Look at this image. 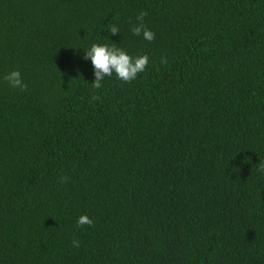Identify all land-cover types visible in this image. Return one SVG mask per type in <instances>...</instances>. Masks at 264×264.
Here are the masks:
<instances>
[{
  "label": "trees",
  "instance_id": "trees-1",
  "mask_svg": "<svg viewBox=\"0 0 264 264\" xmlns=\"http://www.w3.org/2000/svg\"><path fill=\"white\" fill-rule=\"evenodd\" d=\"M262 164L264 0H0V264H264Z\"/></svg>",
  "mask_w": 264,
  "mask_h": 264
},
{
  "label": "clouds",
  "instance_id": "clouds-1",
  "mask_svg": "<svg viewBox=\"0 0 264 264\" xmlns=\"http://www.w3.org/2000/svg\"><path fill=\"white\" fill-rule=\"evenodd\" d=\"M146 12H141L137 16L138 23L132 27L131 31L134 36H142L146 41H153L155 33L144 26V17ZM111 35H118L119 28L117 26H110L108 29ZM83 59L90 60L93 67L94 80L91 83L92 88L101 89L102 82L106 77H112L114 74L116 78L125 83H129L136 79L137 75L145 71L149 57L147 55L130 56L124 50L117 47H109L107 45L92 44L91 47L84 51ZM162 63L166 64V58H162ZM4 80L8 85L19 91H26L27 85L23 82L21 73L13 70L4 76ZM100 97L93 95L92 100H98ZM259 172L264 173V164L258 168ZM61 182H67V177H62ZM93 220L87 215H81L77 219V226H92ZM74 247H79V241L73 240Z\"/></svg>",
  "mask_w": 264,
  "mask_h": 264
}]
</instances>
